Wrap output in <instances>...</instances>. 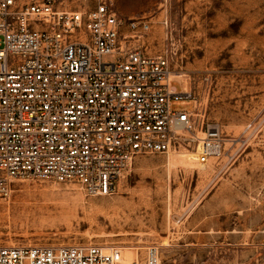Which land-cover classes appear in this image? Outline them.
I'll return each mask as SVG.
<instances>
[{"label": "rangeland", "instance_id": "obj_1", "mask_svg": "<svg viewBox=\"0 0 264 264\" xmlns=\"http://www.w3.org/2000/svg\"><path fill=\"white\" fill-rule=\"evenodd\" d=\"M110 1L120 17L150 21L149 49L172 54L184 74L173 85L192 90L199 123L221 127V154L205 164L197 147L139 154L107 195L17 180L0 197V244H99L134 260L156 245L177 264H264V0Z\"/></svg>", "mask_w": 264, "mask_h": 264}, {"label": "built area", "instance_id": "obj_2", "mask_svg": "<svg viewBox=\"0 0 264 264\" xmlns=\"http://www.w3.org/2000/svg\"><path fill=\"white\" fill-rule=\"evenodd\" d=\"M69 1L0 0V197L24 179L107 195L139 154L197 147L201 164L220 155L221 127L198 122L168 49H149L150 21L120 17L110 0ZM182 98L193 108L173 110ZM0 264L177 263L156 245L125 261L99 244H0Z\"/></svg>", "mask_w": 264, "mask_h": 264}, {"label": "bare ground", "instance_id": "obj_3", "mask_svg": "<svg viewBox=\"0 0 264 264\" xmlns=\"http://www.w3.org/2000/svg\"><path fill=\"white\" fill-rule=\"evenodd\" d=\"M176 76H181V77H184V74L180 73V74H173L172 75V79L175 78ZM124 254V260L125 261H132L134 260V257H133V250L130 248V249H127L126 251L123 252ZM137 260V259H136Z\"/></svg>", "mask_w": 264, "mask_h": 264}]
</instances>
